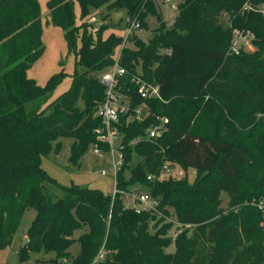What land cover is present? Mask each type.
<instances>
[{"label":"trees","instance_id":"1","mask_svg":"<svg viewBox=\"0 0 264 264\" xmlns=\"http://www.w3.org/2000/svg\"><path fill=\"white\" fill-rule=\"evenodd\" d=\"M75 3L81 19L103 6L138 16L143 29L147 17L155 16L158 26L147 42L136 35L131 47L120 50L123 28L121 35L104 37L109 23L96 30L88 21L75 26ZM257 3L264 0H180L168 27L151 0H48L51 22L63 31L83 71L44 106L40 99L64 73L44 86L26 76L44 50L37 2L0 0V251L10 246L24 211L32 208L21 261L28 251L42 249L55 254L53 262H65L77 242L70 264H264L262 216L248 204L264 199V13ZM234 32L252 35L254 50L230 53ZM118 52L129 74L139 72L159 85L161 100L141 99L124 79L129 112L145 103L149 115L130 122L129 112L120 115L123 160L116 188L128 193L139 186L158 200L164 216L172 209L181 224L174 239L168 236L172 222L126 207L123 193L112 198L61 186L39 165L42 156L58 150L59 138L73 139V158L98 143L95 130L102 124L95 112L104 87L95 74L112 66ZM161 117L168 120L161 137L134 142ZM99 146L106 153L107 145ZM164 163L180 167L184 176L162 177ZM189 169L195 170L192 182ZM48 185L62 195L54 197ZM221 193L227 195L226 208L219 206ZM79 230L84 231L74 238ZM171 244L174 251L165 252ZM100 252L102 259L95 261Z\"/></svg>","mask_w":264,"mask_h":264},{"label":"rangeland","instance_id":"2","mask_svg":"<svg viewBox=\"0 0 264 264\" xmlns=\"http://www.w3.org/2000/svg\"><path fill=\"white\" fill-rule=\"evenodd\" d=\"M47 1L48 0H36L40 12L41 42L44 50L43 53L27 68L26 76L33 79L37 85L44 86L51 76L60 72L64 74L56 88L48 95L40 99L42 102L41 104L44 106L67 91L70 86L72 76L75 73H81L83 71V68L77 64L75 53L73 51H68L66 41L63 37V31L51 22L50 10L47 6ZM163 1L164 0H153V2L156 3L154 4L157 6V12L161 16V19L169 24L173 22L177 14L176 8H172V6L177 5L180 0H170V2L165 4H163ZM263 5L264 3H257L256 6L260 8ZM91 12L94 14H100L104 17L106 23L111 25V27L103 33L104 37L113 31H115V34H122V28L126 17V11L124 9L110 11L102 6L101 8L94 9ZM86 21H88V16L81 19L78 5L75 3V26H79L80 23H85ZM146 22L147 29H143V31L138 35V38L144 42H147L154 35L158 26L155 16H148ZM226 24H228V21ZM251 36L252 35H248V39L246 38L245 41L242 39L239 40L238 47H240L241 51L252 52L254 50L251 43ZM75 44L76 49L78 50L80 47V37L76 38ZM132 44L133 43L129 41L128 46L131 47ZM95 76L97 77L98 74H95ZM30 106L31 104H27L26 108H29ZM77 106L82 109L83 102L78 101ZM72 142V138H59L55 142L59 143L58 150L54 151L53 148L48 155L42 156L39 162L40 168L61 186H69L73 184L80 188L97 190L104 196H112L114 187V169L112 166L111 156L104 155L102 157H98L93 152V146L89 145L80 156L73 158L70 150ZM55 143L53 146H55ZM115 160H117V156L115 157ZM135 161L136 157H133L130 166H132ZM163 176L167 177L164 173L162 174V177ZM187 177L189 182H192L195 177V170L189 169ZM48 186L54 197H60L62 195L61 190L58 187L51 185ZM131 192H143V189L134 185L130 188V192L124 194L123 201L124 205L127 207L132 205L131 196L129 194ZM219 198V206L221 208H226L228 202L227 195L225 193H221ZM168 210L170 213L169 216L166 217L162 215L161 217H164L165 222H172V227L168 232V236L174 239L180 228L177 227L178 222L175 219L173 210ZM34 216V209L27 208L24 211L23 217L14 234L10 246L0 251V264H70L71 258L76 256L79 251V244L77 242H74L68 249L70 257L65 260V262H61V259L53 262L55 254L53 252H44L42 249L38 251H28L26 258L23 261L20 260L18 252L22 247L23 240L27 238L25 235ZM157 217L159 218L160 215ZM152 224L153 222L150 223V228H152ZM83 231L84 230H79L75 232L73 237L76 238ZM150 231H153V229H150ZM173 251V244H171L168 248H165V252L171 253Z\"/></svg>","mask_w":264,"mask_h":264},{"label":"built area","instance_id":"3","mask_svg":"<svg viewBox=\"0 0 264 264\" xmlns=\"http://www.w3.org/2000/svg\"><path fill=\"white\" fill-rule=\"evenodd\" d=\"M153 1V0H151ZM170 2V0H164L163 4ZM155 3V2H154ZM156 4V3H155ZM157 8V6H156ZM176 8V5L172 6ZM259 8V7H257ZM244 9H254V6L251 4H245ZM260 11L264 13V5L261 6ZM88 23L91 25L93 30L98 29L101 25L105 24L106 21L103 19V16L97 13H91L88 17ZM172 23V22H171ZM171 23L167 24L169 27ZM143 31V28L140 23L138 16H127L125 17L123 24V40L120 46V50L127 46L129 39L133 36H138ZM249 34L241 35L237 32L233 34V40L229 47V52L232 54H238L241 50L239 45V40L248 39ZM120 61V52L116 55L112 66L108 69L101 71L97 78L100 81L101 85L104 87V97L103 101L97 105L95 114L101 120V126L95 130L96 140L98 143L93 144V152L96 156L102 157L104 155H109L112 158V166L114 169V187L112 198L116 193L126 194L116 188V172L119 169L122 160H123V145H122V136L118 130L120 125V115L128 113L130 111V95L129 90H126V93L123 89V81L126 78H129V82L133 85L136 94L144 100L147 99H159V85L154 82H149L142 78L139 72L129 74V71L122 67L119 64ZM149 115L148 107L145 103H141L137 107L133 108L131 112L128 113L126 122L133 120H143L146 116ZM168 120L164 117L159 118L158 122L151 125L145 130L143 138H138L134 142L144 139L146 141L153 142L161 137L167 131ZM106 144L108 149L106 153L102 151L99 144ZM117 156V160L115 157ZM173 166V167H172ZM161 173L166 176L172 175L178 178L184 176L183 170L176 166L170 165L169 163H164L162 166ZM150 178V177H148ZM132 205L130 208L135 209L136 211H150L151 213H157L160 217L163 215L158 209V200L152 198L147 192H131ZM251 206H254L262 216L261 226L264 227V199L253 200L248 203ZM127 207V206H126ZM171 222V221H169ZM178 228H181V224L178 223ZM177 231V233H179ZM102 252L96 257L95 261L102 259Z\"/></svg>","mask_w":264,"mask_h":264},{"label":"water","instance_id":"4","mask_svg":"<svg viewBox=\"0 0 264 264\" xmlns=\"http://www.w3.org/2000/svg\"><path fill=\"white\" fill-rule=\"evenodd\" d=\"M28 242V239L27 238H25L24 240H23V244H22V247L23 246H25V244Z\"/></svg>","mask_w":264,"mask_h":264},{"label":"crops","instance_id":"5","mask_svg":"<svg viewBox=\"0 0 264 264\" xmlns=\"http://www.w3.org/2000/svg\"><path fill=\"white\" fill-rule=\"evenodd\" d=\"M26 236V235H25Z\"/></svg>","mask_w":264,"mask_h":264}]
</instances>
